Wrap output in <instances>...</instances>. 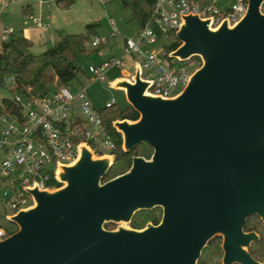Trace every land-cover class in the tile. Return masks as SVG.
Segmentation results:
<instances>
[{"label": "water", "instance_id": "water-1", "mask_svg": "<svg viewBox=\"0 0 264 264\" xmlns=\"http://www.w3.org/2000/svg\"><path fill=\"white\" fill-rule=\"evenodd\" d=\"M262 1L248 0L231 27L183 17L169 56H199L202 65L176 96L148 94L137 64L132 81L112 82L139 113L112 123L122 148L146 143L150 158L135 155L128 170L103 181L114 155L94 157L81 144L61 166L59 187L26 188L34 204L8 217L18 228L0 240V264H197L215 235L222 264H264L249 253L259 235L243 229L251 215L264 224ZM156 207L157 224L104 228Z\"/></svg>", "mask_w": 264, "mask_h": 264}, {"label": "built area", "instance_id": "built-area-1", "mask_svg": "<svg viewBox=\"0 0 264 264\" xmlns=\"http://www.w3.org/2000/svg\"><path fill=\"white\" fill-rule=\"evenodd\" d=\"M43 5V0H34ZM104 6L108 0H93ZM224 0H155L151 22L139 28L136 35L125 37L123 56L111 57L100 65H89L88 71L96 80L103 81L108 69H125L128 58H134L139 66L140 77L148 82L146 92L162 98H172L180 93L192 72L190 64L178 65L163 48V36L159 37L154 27L162 33L175 34L186 15H196L209 21V27H220L224 22L234 26L246 14L248 0H235L224 5ZM264 14V0L258 7ZM49 16H38L36 27H49ZM12 32L2 29L3 38ZM117 27L111 21V35ZM106 38L91 40L92 47ZM169 57V58H168ZM183 62V61H181ZM57 79V78H56ZM10 89L14 88L12 78ZM7 84V82L5 83ZM12 101L19 112L0 114V179L10 180L13 196L6 198L11 211L6 218L17 211L34 204L33 196L26 188L39 190L55 189L62 182L58 172L63 165L72 164L79 155L81 144H86L94 155H113L115 139L103 122L99 109L92 102L86 86L72 92L68 86L54 85L52 92L38 97L29 91H13ZM110 101L106 106H110ZM7 195V191H4ZM10 232L0 227V240Z\"/></svg>", "mask_w": 264, "mask_h": 264}, {"label": "rangeland", "instance_id": "rangeland-1", "mask_svg": "<svg viewBox=\"0 0 264 264\" xmlns=\"http://www.w3.org/2000/svg\"><path fill=\"white\" fill-rule=\"evenodd\" d=\"M43 1L45 3L40 5L39 2L34 0H0V44L1 41L11 37V34H7L3 38L2 29L4 28L11 29L14 35H23L22 32L27 31L33 38V46L30 51L38 54L45 48L52 46L61 36L71 33H85L86 25L97 23L98 26L95 28L96 37L106 38V40L96 46L99 48V52L91 53L90 49H94V47L90 43L85 44L86 52L78 54L77 57L81 71L67 86L72 92L78 90L81 86H86L92 102L98 109L103 108L110 101H113L121 109L125 108L128 101L124 91L117 87L114 88L111 84L116 78L132 81L135 71L128 63L129 58L125 63L127 74L122 73L116 67H112L108 69L103 81L96 80L95 76L88 71V67L89 65L103 64L111 57L119 59L123 56L124 38L136 35L139 31V25L132 19L131 11L125 8L120 0H108V3L104 6L93 0H73V3L68 7L65 6V3L57 4V0ZM232 3H235V0H224L223 4L231 5ZM48 4L49 8L47 9ZM26 5L32 6V16H29L31 15L30 11H24L26 16L22 14L21 9L25 6L23 9L26 10ZM39 15L49 16L50 19L47 21L49 27L40 29L34 26V20ZM111 21L117 27L115 35H111ZM96 37H92L90 40ZM183 62L184 64H190L192 73L202 65V59L199 56L190 57ZM43 74H45V71L43 69L39 70L36 79ZM6 82L7 84L0 85V100L13 97L14 93L9 87L10 82L9 80ZM54 85H59L56 77L52 81V87ZM98 156L94 155V157ZM4 191H7V195H4ZM12 196L10 180L0 179V224L2 227L14 232L18 226L6 218V215L11 212L6 198ZM154 209L142 210L134 214L131 221L134 220V223L141 227H133L131 221H118L108 222L104 228L108 230H116L118 227L144 228L149 223L153 224L151 219L155 216Z\"/></svg>", "mask_w": 264, "mask_h": 264}, {"label": "trees", "instance_id": "trees-1", "mask_svg": "<svg viewBox=\"0 0 264 264\" xmlns=\"http://www.w3.org/2000/svg\"><path fill=\"white\" fill-rule=\"evenodd\" d=\"M125 8L131 11L132 19L135 20L139 28L144 27L147 22H151V16L155 6V0H120ZM57 4L65 3L68 7L73 0H57ZM97 23L86 25L85 33H71L61 36L52 46L45 48L42 52L34 54L30 51L33 42L24 35H14L0 44V85H4L11 77L14 88L21 93L28 91L38 97H45L52 92V81L56 77L59 84L69 85L81 71L78 63V54L86 52V43H90V38L96 37L95 28ZM151 27L155 29L158 36H163V48L165 56L167 53L176 49L180 45L176 34L173 31L162 33L153 23ZM98 47L90 49V52H97ZM169 58V57H168ZM178 65L184 62L176 61ZM38 66V68H37ZM34 68H37L36 70ZM43 69L45 74L36 79L39 70ZM105 126L112 133L116 148L113 151L114 161L109 171L103 178V181L113 178L124 173L131 165L132 157L135 155L150 158L152 148L142 143L130 151L122 148V135L112 125L114 120H136L139 113L129 104L125 108H119L112 103L110 106H104L99 109ZM8 112H19V107L11 98H2L0 100V114ZM154 218L151 219L153 224H157L162 215L160 208H155ZM133 227H141L134 220L131 221ZM0 227L1 224H0ZM106 227V224H105ZM243 229L245 232L255 231L259 239L253 242L249 247L251 256L259 261L264 262V224L256 215L247 218ZM12 233L11 231L7 234ZM223 250L222 238L220 235L215 236L208 241L202 250L197 264H222Z\"/></svg>", "mask_w": 264, "mask_h": 264}, {"label": "crops", "instance_id": "crops-1", "mask_svg": "<svg viewBox=\"0 0 264 264\" xmlns=\"http://www.w3.org/2000/svg\"><path fill=\"white\" fill-rule=\"evenodd\" d=\"M23 7H25V6H23ZM23 7H22V14L24 15V16H26L25 14H24V11L25 12H29L30 11V14L31 15H29V16H32V6L31 5H26V10H24L23 9ZM46 8L48 9L49 8V4L46 6ZM29 9V10H28ZM50 19V18H49ZM34 26L36 27V25H35V22H34ZM50 26V25H49ZM11 34V36H14V34H13V31L10 33ZM22 34L24 35V36H26L27 38H29L32 42H33V38L31 37V34L30 33H28L27 31L26 32H22ZM125 39V38H124ZM124 46V45H123ZM102 49V48H101ZM99 52V51H98ZM131 59V60H130ZM128 63H130L131 64V66H132V68L134 69V71H135V65H134V62H133V59L132 58H129V60H128Z\"/></svg>", "mask_w": 264, "mask_h": 264}, {"label": "flooded vegetation", "instance_id": "flooded-vegetation-1", "mask_svg": "<svg viewBox=\"0 0 264 264\" xmlns=\"http://www.w3.org/2000/svg\"><path fill=\"white\" fill-rule=\"evenodd\" d=\"M215 236H217V235H215ZM215 236H214V237H215ZM220 236H221V235H220ZM214 237H213V238H214ZM221 238H222V236H221ZM211 239H212V238H211ZM211 239H210V240H211ZM222 242H223V238H222ZM207 243H208V242H207ZM206 245H207V244H206ZM222 250H223V249H222ZM235 264H237V263H235Z\"/></svg>", "mask_w": 264, "mask_h": 264}, {"label": "bare ground", "instance_id": "bare-ground-1", "mask_svg": "<svg viewBox=\"0 0 264 264\" xmlns=\"http://www.w3.org/2000/svg\"><path fill=\"white\" fill-rule=\"evenodd\" d=\"M118 88V87H117ZM122 90H125V88H121Z\"/></svg>", "mask_w": 264, "mask_h": 264}]
</instances>
